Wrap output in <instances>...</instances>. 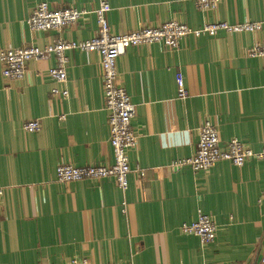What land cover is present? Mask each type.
Masks as SVG:
<instances>
[{
	"label": "crops",
	"instance_id": "obj_1",
	"mask_svg": "<svg viewBox=\"0 0 264 264\" xmlns=\"http://www.w3.org/2000/svg\"><path fill=\"white\" fill-rule=\"evenodd\" d=\"M101 1L111 5L116 34L170 20L195 28L211 21L262 25L191 33L178 47L130 46L118 57V82L137 108L126 191L113 177L56 178L60 163L115 161L99 54L69 50L65 85L49 74L54 57L29 60L20 80L5 79L0 62V264H262L264 158L242 166L223 159L200 171L174 161L195 152L206 120L217 125L222 144L237 137L264 147V58L248 52L264 44V0H221L211 10L194 0H0V49L88 39L97 33ZM40 2L88 12L64 29L34 31L27 19ZM64 86L67 97L52 92ZM35 119L41 130L23 128ZM200 210L217 224L211 243L182 231Z\"/></svg>",
	"mask_w": 264,
	"mask_h": 264
},
{
	"label": "built area",
	"instance_id": "obj_2",
	"mask_svg": "<svg viewBox=\"0 0 264 264\" xmlns=\"http://www.w3.org/2000/svg\"><path fill=\"white\" fill-rule=\"evenodd\" d=\"M197 7L202 10H211L217 7L221 0H194ZM111 5L108 1H101L95 9L98 20L97 33L85 40L57 39L54 43L43 48L26 46L18 48L0 49V62L2 76L7 80L23 79L27 62L31 59H48L54 57L55 63L50 68V76L63 85L68 79L67 67L69 57L67 52L71 49L96 51L100 56L102 67V79L105 97V107L108 110V123L110 127V141L114 149L115 161L112 165L86 164L75 165L73 163H60L56 168V178L61 182H72L84 179H101L113 177L123 191L129 186L130 165L129 151L136 146L138 135L133 127V119L136 115V104L133 103L128 89L118 82L119 72L117 59L130 46L162 43L170 47H178L180 40L188 34L204 35L217 34L220 30L226 31H255L261 28V22L245 21L230 23L228 21H211L202 27H192L177 20L166 21L159 26H142L123 33H113L107 18ZM85 9L68 6L53 9L47 2L38 3L31 11L27 23L34 31L61 30L77 23L84 18ZM249 54L264 58V44H257L249 49ZM180 97L189 96L183 85L181 77L178 79ZM54 94L63 97L69 95L68 88H54ZM65 115L60 116L65 119ZM41 122L38 119L25 121L23 128L27 131L41 130ZM251 158L263 159L264 147L259 150L246 145L239 138L233 137L222 144L219 137V129L211 120H206L199 128V141L195 152L188 157L174 161L176 167L190 165L195 171L209 170L218 161L226 159L233 164L242 166ZM139 175L145 172L138 169ZM3 189L0 188V197ZM217 224L210 214L200 210L198 216L191 223H184L182 231L188 234L198 235L203 243H211L217 235ZM87 260L80 263L73 259L69 264H86ZM114 264V263H106ZM264 264V255L262 257Z\"/></svg>",
	"mask_w": 264,
	"mask_h": 264
}]
</instances>
